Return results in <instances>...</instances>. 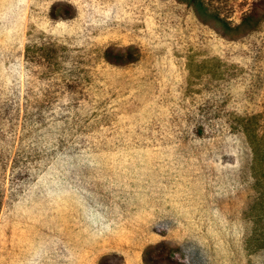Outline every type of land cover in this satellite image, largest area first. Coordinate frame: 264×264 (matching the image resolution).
I'll return each mask as SVG.
<instances>
[{
  "label": "rangeland",
  "instance_id": "obj_1",
  "mask_svg": "<svg viewBox=\"0 0 264 264\" xmlns=\"http://www.w3.org/2000/svg\"><path fill=\"white\" fill-rule=\"evenodd\" d=\"M205 1L238 24L252 0ZM64 5L70 19H48ZM241 29L222 40L182 0H0V100L20 101L3 126L13 150L26 106L50 97L58 119L23 141L56 136L0 213V264H144L148 245L182 241L179 264H264V33ZM206 106L205 140L192 133ZM242 149L253 161L234 159Z\"/></svg>",
  "mask_w": 264,
  "mask_h": 264
},
{
  "label": "trees",
  "instance_id": "obj_2",
  "mask_svg": "<svg viewBox=\"0 0 264 264\" xmlns=\"http://www.w3.org/2000/svg\"><path fill=\"white\" fill-rule=\"evenodd\" d=\"M182 2L191 7L193 11L195 12L197 18L199 19V22L203 25H206L210 27L214 32L217 33L218 37L222 40H225L227 42H234L233 34H239L242 32L241 28L249 29L248 34L243 33V36H247V38L251 35H254L255 37H259V39H263L262 34L264 33V0H252L249 8L244 12V14L241 17V20L238 24L231 23L227 18L220 17L218 13H210L209 8L207 6V3L205 0H182ZM68 5H70L74 10L76 8L72 3L67 2ZM69 7L64 5L60 6L57 9H51L48 11L47 17L49 20H67L72 17V15H69L70 11H68ZM258 14H262V17H257ZM257 37V38H258ZM262 46H264V39L262 40ZM44 57L47 59H52L55 56H46L48 53H43ZM122 56L120 55H114L111 53V51H105L103 53V58L105 59V62L112 65L122 66L126 64H132L131 61L133 59L132 54H128L124 56L126 58L125 63L124 62H118L115 61V59L120 58ZM115 61V62H114ZM118 62V63H116ZM29 71V70H28ZM63 83V82H62ZM33 85V83H27V89L30 90V88ZM60 84H58L59 86ZM69 89L68 91L71 92V89H76L77 85L74 82L68 83ZM51 91V87L47 86L44 87V93L49 94ZM67 102L61 100L62 107L69 112L71 109L74 110L77 106L80 107L81 105V99L77 96L66 99ZM46 103L39 104L35 103L31 108L27 107L25 108V111L23 112V121H22V135L20 143L17 145L15 151L13 150L14 141H10L5 129V121L7 119V116L13 112L14 110H19V104L20 101H2L0 100V124L2 126L0 127V161H2V164L0 166V175L5 178V172L6 168L8 166V163L10 160H12L13 164L11 165V172H10V178H9V190L10 193L7 195L5 202L3 201V192L0 191V213L4 206L6 208L9 207V202L12 199L14 195L19 194V185L22 182H25L28 177V170L29 167L26 165L25 161H34L40 158L41 151H46V143L51 142L55 140V135L50 137L48 141L45 142H39L34 141L30 142L29 145L23 144V141H28L30 139V136H33L31 134H36L40 129H44L47 126H50L52 130H54L55 123L58 121V119H50L47 117L52 113L51 112L53 105L55 103L54 100H52L50 97H46L45 99ZM18 112V111H17ZM209 112L207 109V106L205 108V112L200 114L199 121L193 125L194 132L192 135L195 138L202 137L203 139H209L213 136L215 129L213 126H215V116H209ZM243 116L244 125L243 128L237 131L238 136L241 138L242 131L244 132L247 129V116H244L243 113L241 115ZM20 114L17 116V120L19 119ZM74 117V116H70ZM246 117V118H245ZM78 121V119L74 120ZM72 123V122H70ZM16 129H17V123H15ZM71 127V126H70ZM30 128V129H29ZM34 129V132H33ZM193 131V130H192ZM219 131V129L216 127V132ZM220 134V133H219ZM40 136H42L40 134ZM61 136V135H60ZM219 136V135H218ZM223 137V136H221ZM244 139V138H243ZM48 144V143H47ZM242 143H240L241 145ZM39 146L38 150H35ZM63 146H61L59 149H62ZM248 149H242L240 152H238L234 159L236 161H253L251 158V154H248ZM14 155L11 157V155ZM56 153V151H54ZM223 154H227L224 152ZM73 156L72 161H78L77 156L74 153H71ZM260 167L264 168V161H259ZM24 165V167H23ZM260 172V171H259ZM262 176L264 177V172H260ZM188 246L186 241L178 242L176 245H174L173 248H168L164 243L162 244H154V245H148V248H146L142 253V259L144 261V264H153V262H156L154 264H158L157 262H161V264H179L177 259L172 257L170 252L171 251H181L182 247Z\"/></svg>",
  "mask_w": 264,
  "mask_h": 264
}]
</instances>
